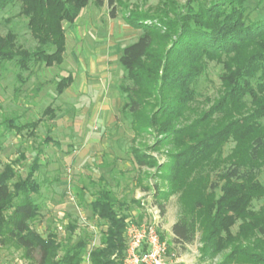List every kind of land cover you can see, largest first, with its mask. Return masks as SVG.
Wrapping results in <instances>:
<instances>
[{
  "label": "trees",
  "instance_id": "16d2710c",
  "mask_svg": "<svg viewBox=\"0 0 264 264\" xmlns=\"http://www.w3.org/2000/svg\"><path fill=\"white\" fill-rule=\"evenodd\" d=\"M90 1L0 0V11L20 3L34 39L53 47L29 52L10 32L0 37V57L16 61L23 70L31 63L63 64L64 24H74ZM247 1L213 0L199 2L197 8L192 2L180 6L166 1L155 11L136 8L126 20L143 33L122 49L119 58L124 78L131 83L121 88L124 113L135 135L148 134L155 141L144 151L135 148V161L141 167L159 166V178L169 183L168 191L158 188L154 195L161 217L166 207L160 195L181 193L190 212L189 218L174 224L173 243L185 249L201 227L205 257L229 250L221 264H264V205L257 212L251 210L255 199H264L259 181L264 168V19L246 22ZM106 2L114 5L117 0H93L97 7ZM209 62L223 65L222 95L192 123L184 124L196 97L194 86ZM73 80L71 75L63 78L57 89L63 92ZM230 142L234 147L223 157ZM162 148H170L169 162L160 165L146 150ZM37 170L34 164L29 175L16 180L13 170L0 174V241L5 243L3 237L12 241L24 250L25 259L39 253L38 264H82L90 235L56 260L61 245L51 235L44 240L30 230L41 210L33 198L40 192L34 178ZM117 203L108 188L96 194L93 208L106 228L100 246L91 252L92 264H123L127 216L119 214Z\"/></svg>",
  "mask_w": 264,
  "mask_h": 264
},
{
  "label": "rangeland",
  "instance_id": "374dc122",
  "mask_svg": "<svg viewBox=\"0 0 264 264\" xmlns=\"http://www.w3.org/2000/svg\"><path fill=\"white\" fill-rule=\"evenodd\" d=\"M166 1L180 6L192 2L197 8L199 2L210 4L213 0H117L114 5L106 2L102 7L91 0L74 24H64L67 48L63 64L47 67L31 63L29 70H23L16 61L0 57V174L10 169L16 174L14 180L25 178L37 164L34 178L40 192L33 198L41 210L30 222V230L44 240L53 237L61 245L56 260L83 236H91L87 253L100 246L106 227L94 211L93 202L101 189L112 191L119 214L127 216V226L152 222L158 209L154 197L157 189L169 190L168 181L159 178L162 168L141 167L135 161L133 150L144 151L155 141L148 134L135 135L124 113L126 97L121 88L131 83L125 80L119 63L122 49L143 33L128 23L129 12L136 8L155 11ZM245 7L246 22L264 19V0H249ZM20 13L18 2L0 11V37L12 32L17 45L29 52L39 48L53 51V47L34 39L28 18ZM223 73L222 64H207L194 86L196 97L184 124L192 123L220 98ZM70 75L73 84L59 91V81ZM233 147L232 142L228 143L223 157ZM146 151L160 165L169 162L170 148ZM212 180L218 182L215 176ZM259 181L264 186V168ZM159 201L171 221L190 217L181 193L168 198L160 195ZM263 205L264 199H255L251 210L257 212ZM159 222L163 223V217ZM239 224L233 227L234 233ZM160 227L171 253L180 257V264H221L229 253L227 250L215 258L205 257L201 227L195 241L185 249L167 239ZM3 239L1 257L39 263V253L25 259L23 249ZM82 264L92 262L84 259Z\"/></svg>",
  "mask_w": 264,
  "mask_h": 264
},
{
  "label": "built area",
  "instance_id": "2783aa9c",
  "mask_svg": "<svg viewBox=\"0 0 264 264\" xmlns=\"http://www.w3.org/2000/svg\"><path fill=\"white\" fill-rule=\"evenodd\" d=\"M154 209V208H153ZM150 223L130 224L125 230L126 251L123 264H180L178 255L171 253L169 243L160 230V211L154 210ZM90 250L84 257L89 263ZM0 264H28L22 259H9L0 256Z\"/></svg>",
  "mask_w": 264,
  "mask_h": 264
},
{
  "label": "crops",
  "instance_id": "0c3cea01",
  "mask_svg": "<svg viewBox=\"0 0 264 264\" xmlns=\"http://www.w3.org/2000/svg\"><path fill=\"white\" fill-rule=\"evenodd\" d=\"M162 217H163V223L161 224L162 225V229H164V231L166 233V236H168L167 239H169V240H171V242H173L174 234L172 232V228H173L174 224L177 222V220L175 219L174 221H171V219H169L168 211H165V214ZM164 220H165V222H164Z\"/></svg>",
  "mask_w": 264,
  "mask_h": 264
}]
</instances>
